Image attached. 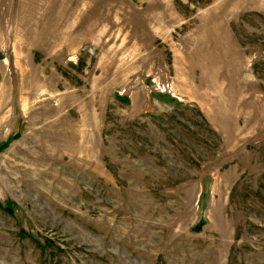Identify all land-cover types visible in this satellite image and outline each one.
Instances as JSON below:
<instances>
[{"label":"rangeland","instance_id":"374dc122","mask_svg":"<svg viewBox=\"0 0 264 264\" xmlns=\"http://www.w3.org/2000/svg\"><path fill=\"white\" fill-rule=\"evenodd\" d=\"M0 264H264V0H0Z\"/></svg>","mask_w":264,"mask_h":264}]
</instances>
